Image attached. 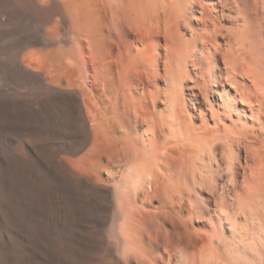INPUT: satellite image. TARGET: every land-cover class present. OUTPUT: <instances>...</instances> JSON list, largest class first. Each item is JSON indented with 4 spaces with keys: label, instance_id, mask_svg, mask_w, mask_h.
Here are the masks:
<instances>
[{
    "label": "bare ground",
    "instance_id": "6f19581e",
    "mask_svg": "<svg viewBox=\"0 0 264 264\" xmlns=\"http://www.w3.org/2000/svg\"><path fill=\"white\" fill-rule=\"evenodd\" d=\"M0 264H264V0H0Z\"/></svg>",
    "mask_w": 264,
    "mask_h": 264
}]
</instances>
